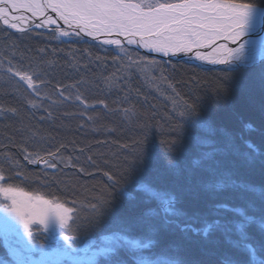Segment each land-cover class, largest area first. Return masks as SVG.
I'll return each mask as SVG.
<instances>
[{
	"label": "trees",
	"instance_id": "1",
	"mask_svg": "<svg viewBox=\"0 0 264 264\" xmlns=\"http://www.w3.org/2000/svg\"><path fill=\"white\" fill-rule=\"evenodd\" d=\"M247 1L260 3V0ZM50 37L52 38L53 34H50ZM38 39H24L22 44L16 37L5 38L1 34L0 54L5 57L13 53L14 56L8 58L9 63L16 62L17 66L22 67L26 64L25 61L21 62L26 48L28 50L25 54L38 55V52L47 51L50 47L51 44L41 46ZM76 41L75 53L70 51V48L67 53L74 55L72 59L77 67H70L66 62L60 61L58 69L62 74L53 72L50 77L60 81L59 79L70 76L73 70V73H86V81L89 84L95 82L97 88L92 87L94 92L88 91L86 96L81 98L88 102L109 101L112 105L107 104V115L101 111L88 112L84 116L66 111L50 115L42 106H26L23 101L27 94L23 93L22 89L17 88L16 92L21 91L24 96L17 95V100L12 98L15 95L0 81V109L2 105H6V113H0V161H3L4 156L7 157L5 165L11 168L0 165V169L11 177L9 182L31 193L48 198L54 196L53 198L62 203L88 207L86 214L79 213L80 218L76 221L79 223L90 215L93 197L105 187L104 173H120L124 168L126 155L117 150V143H120L122 148L130 146L139 139L138 131L144 124H157L162 129L175 127L177 123L174 120L178 115L168 114L170 105L166 102L171 101L183 109L185 102L190 101L193 108L191 115L185 116L184 123H178L179 128L173 131V134L167 137L154 132L148 134L140 158L130 162L119 186L110 190L108 202L91 221V227L94 229L81 230L76 234L86 237L116 231L129 232L130 235H152L155 241L149 247L151 252L159 250L155 248L162 246V252L170 255L166 257L167 260L173 257L175 261L182 257V264H222V261H227L228 264H248L249 257L245 251L247 243L254 247V254L264 260V229H257L254 224L256 222L249 225L246 223L243 228L242 225L237 226L236 224H240L239 220L229 211L241 207L244 202L253 204V209L259 207L262 212L264 210V201L254 204L249 200L256 196L251 189L256 185L264 186V153L261 151L254 157L248 153L249 150L240 152L238 149L244 148L245 142L252 141L264 151V60L231 69L203 68L187 62L171 63L167 66L166 61L155 60L156 65L163 69V76L178 89V92L170 91L167 94L163 91L162 96H156L157 94L136 76L128 83V80L119 81L127 84L118 87L115 83L118 71L114 66V58L109 60L106 56L108 53L116 57L114 52L93 42L78 39ZM48 58L47 54L46 60H49ZM157 66L155 68L158 71ZM47 82L48 80L45 83ZM130 85H134V88L129 87ZM66 88L75 95H72L74 99L70 100L76 106L75 97L79 94ZM55 89L56 87L51 88L52 91ZM170 93L172 94L169 95ZM147 97L150 99H146ZM140 98L147 102L153 99L154 103L145 106ZM114 101L119 103H113ZM156 106L158 112H155ZM84 117H88L89 121H85ZM122 118L124 119L121 120ZM74 119L83 121V124L76 123ZM170 120L172 125L169 124ZM195 128L216 131L222 136L219 137L221 144L211 142L205 152L197 149L188 139L191 137L189 133ZM225 129L230 132H225ZM166 138L172 141L170 146L163 143ZM34 143L53 146L58 153L63 151V161L91 174L88 176L86 173L83 176L74 171L67 172L70 175L65 179L63 176L61 179L54 178L50 171L40 174L38 168L16 158L19 153L29 151ZM110 145L112 147H109ZM193 148L207 155L205 163L197 162L193 165L189 159V156L195 153ZM19 149L22 152H17ZM237 150L240 156L242 155L241 158L237 157ZM169 164L183 174V177L178 178L180 183L172 179L173 172L167 168ZM210 168H216L215 176L226 188L216 191L217 188L208 187L205 181L208 180L207 175L203 173L209 172ZM148 169L154 171L148 172ZM141 176L144 182L138 184V178ZM149 180L154 181L159 190H167V185L179 184L180 189L176 194L172 193L176 195L178 205L173 204L172 209L164 212L155 200L149 198L145 189H139L141 185L146 187ZM184 195H187V200L183 198ZM185 203L206 208L201 210L202 212L199 211L196 215L198 218L192 217L185 211L188 207ZM221 205L223 207H220ZM179 208H184L182 210L185 212L177 211ZM185 218L190 219L187 222L190 227L198 229L196 232L195 228H182L183 223L180 226L175 223L186 221ZM261 218H264V215ZM205 227L208 228L207 233L204 231L207 229H204ZM223 233L234 238L235 246L227 245L228 243L223 245L220 235ZM171 244L175 245L170 247L172 250L166 248ZM166 249L171 252H166Z\"/></svg>",
	"mask_w": 264,
	"mask_h": 264
},
{
	"label": "bare ground",
	"instance_id": "2",
	"mask_svg": "<svg viewBox=\"0 0 264 264\" xmlns=\"http://www.w3.org/2000/svg\"><path fill=\"white\" fill-rule=\"evenodd\" d=\"M175 1H176V3L182 2V0H175ZM52 2H58V0H36L35 4L33 5V9H31V10L22 8V9L17 10V11H12L9 8L8 12L6 13L7 19L11 23L16 24V28L7 27V24L4 23V20H3V22L0 21V35L2 34V36H4L5 38L16 37L19 40V43H22V44L24 43L23 42L24 39H30V38L31 39L32 38L38 39L39 38L38 40L41 41V43H40L41 46L48 45V44L52 45V43H53V46L49 45L50 47L48 49H46L47 51H45L43 49L44 51L38 52V55L28 54V53L25 54L28 50V48H26L25 53L23 55L24 58L21 60V62L25 61L26 64H24L22 67L17 66L16 62L11 64L16 69L29 70L30 74H35L34 75V84H36L40 88V91L38 93L33 94V91L31 89L26 88L27 86L23 87V90H25V92L27 93L23 102L25 103L26 106H30V107L42 106L44 108V110H46V112H48L50 115L59 114L58 111L59 112L60 111L75 112L81 116H84L88 112L101 111L102 114L107 115V109H108L107 104L109 103L110 105H112V103L109 101L88 102V100H86L84 102L86 105H88L87 108H85L84 104H81L80 101H77V100H76L77 101L76 106H75V103H71L70 99H74V98H72V95L73 96H75V95L73 94V92L68 91L66 87L72 89L73 91H77V93L81 97L86 96L88 91H90V93L91 92L93 93L94 91H93L92 87L97 88V85H95V82H91L89 84L86 81V76H85L86 73H83V74L82 73H73V71H74L73 70L70 73V76L59 79L60 81L53 80L50 77L53 74V72H60L61 73V70L58 69V67H59L58 63L60 61L66 62V64H68L70 67H77L76 62L73 61V59H72L74 55L72 53L70 55V52L67 53V50L69 48H70V51H72L73 53H75V51L77 50L76 49L77 44L75 43V42H77L76 39L83 40L86 42H93L96 44V42L94 40L92 41V39L90 37L84 36L81 32H80L79 36H75V35H73L71 37L61 36L59 33L62 31L79 32V28L74 29L75 27L73 25L65 24L64 20L61 19V17L58 15V13L56 11H54L53 8L51 7ZM236 2H238V3H250V4L256 3L258 5L260 4L258 2L247 1V0H236ZM171 3H174V2H171ZM261 8L263 9L264 7H261ZM50 13L53 15L52 17L51 16L45 17L46 15H48ZM36 14H37V16L41 15L42 16L41 18L44 17L45 19L41 22L36 21V16H35ZM14 16L15 17H23V19L13 20L12 17H14ZM50 20L55 21V24L53 25V23L49 22ZM37 24L40 25V29H37V27H36ZM50 25H53V26H50ZM185 26H187V25H184V26L180 25V26H176L175 28L183 29ZM42 29L46 30V31L39 32V30H42ZM5 34H8V35H5ZM50 34H53L52 38L50 37ZM148 36L149 35H145V42L150 41V39H151V41H154L153 38H150V37L147 38ZM158 39L163 40L164 36H160V37H158ZM191 39H192V36H189L184 41H186V43H188L189 40H191ZM218 39L220 41H222V44L226 47H222L221 49H218L216 44H212V43L203 45L201 50L198 51V53H200V61H208V62H211L213 65H218V66H213L214 69H216V68H226V69L238 68L239 66H242V65H237L240 63L239 62L240 60L234 61L230 65L229 64L215 63V61L224 59L225 56L228 55L227 49L238 48L241 43L245 44V48L243 51H248L250 49H258L260 47H264V18H261L260 27L258 29L250 32L246 36L241 37L240 40H238L236 43H232L231 41H226L225 39L222 38V36H219ZM9 41H11V40L9 39ZM136 41H137V43L132 44L131 46L129 44H127V46L124 44H120L119 46L110 45L106 48L102 44H100V43L98 44L103 49L112 50V52H114V55L116 56V57H114L113 55L110 56V54L106 53V56L108 57L109 60L114 58V60H113L115 63L114 66H116L117 71H118V73H117L118 79L115 80V83L118 85V87H122V84H125V83H120L121 81L124 82V80H128L127 83L131 82L135 76L138 77L139 80H141L143 82V84L145 85V81H143V80L145 78L150 77L151 80L154 81L157 85L154 87L152 86L154 93L157 94L156 96H158V95L162 96L163 91H166L167 94L170 91H173V92L177 91L178 92L177 86L176 85L174 86L173 84H171L169 79H167V77L163 76L164 75L163 69L158 67L156 65V63H154V62H155V60L156 61L157 60H163V61H166V64L168 66L171 63H177V62H181V61H175V60H172L171 58H170L171 60L166 59V56L162 52L151 51V52H154L155 55L151 54L150 50L148 52H146V48H145V50H143L140 46V44H141L140 38ZM11 43H13V42H11ZM168 43H174V41L169 40ZM123 45L126 46L127 48H124ZM174 45H175V43H174ZM174 47H176V45ZM98 49L99 48H97V50ZM121 49H123V51H121ZM3 53H4V50H3ZM66 53L69 54L70 56L67 55ZM47 54H48L49 60H46ZM139 55H140V58H139ZM241 55L242 54H240V56ZM11 56L13 57L14 54L10 53V54H8V56H5V57L2 56V53L0 54V75L3 77H6L9 74L10 82H8V85L22 89V87L19 86L20 80H19L18 76H13L11 74V72L3 69V67H5V65L9 63L10 60H8V58L9 57L11 58ZM180 56H182V55H178L177 57H180ZM193 61L195 62V60H193ZM156 66H157V69H159L158 71L160 73L156 70V68H155ZM159 74H161V75H159ZM89 76H95V74H89ZM47 80H48V82L46 84L45 82ZM65 82H68L69 84H66ZM48 85H52V87H50ZM152 85H153V83H152ZM54 87H56V89H55V91H52L51 88H54ZM100 88L103 89L102 87H100ZM69 92L71 94H69ZM107 94H109V93H107ZM171 94L172 93H170L169 95H171ZM64 96H68L69 99L65 100ZM149 97H147L146 99H150ZM12 98H14L15 100L18 99L17 96H12ZM20 99H22V98H20ZM151 100L152 101L147 102L146 100H141V98H140V101L145 106L149 105V103H154L153 102L154 100L153 99H151ZM115 102H117V101H114L113 103H115ZM118 103L119 102H117V104ZM166 103H168L170 105L169 110H168L169 115H174V114L179 115V112L182 110V107L174 105L173 102H171V101L166 102ZM71 104H73L75 107L71 106ZM33 105H35V106H33ZM155 108L157 110L155 112H158L159 111L157 109L158 107L156 106ZM0 113H2V114L6 113V105L5 104L2 105V108L0 109ZM122 117H125V115H122ZM91 118H92V116L90 117V119ZM184 118H186V117L184 116L183 118H181L178 121V123H184V121H185ZM123 119L124 118H122L121 120H123ZM74 120L76 123L80 122V124H83V121H79L78 119H74ZM84 120L88 122L89 118L84 117ZM119 122L121 123V121H119ZM119 122L117 121V123H119ZM174 122L177 123V118H176V120H174ZM169 124L170 125L173 124L172 120H170ZM112 129H113V127H112ZM168 129H169V126L166 127L164 130L167 131ZM211 131L209 132L208 128L192 129L191 133H189L191 135V137L188 138L189 141L191 142L190 144L193 146L196 145L197 149H201L204 152H205V149L209 147L208 144L205 143L206 140L207 141L209 140L210 142H212V144H213V142H216L220 145L221 143H220L219 137L221 135L216 133V131H213V130H211ZM225 132H230V131L225 129ZM171 134H173V133L171 132L170 135ZM128 139L131 140V138H128ZM192 142H193V144H192ZM117 145H118L117 150L122 155L125 156L127 148H125V147L122 148V145H120V143H117ZM109 147H112V146L110 145ZM221 147H222V145H221ZM20 149H22V148H20ZM20 149L17 152H22V151H20ZM238 149L240 150V152L242 150L244 152H246V150H249L248 153L254 157L257 156L258 153H260L261 151L264 153L262 148H260L257 143H254L252 141L245 142L244 148L239 147ZM15 150H17V149H15ZM28 150L29 151H25V153H19L18 157H16V158L22 159V162L29 164L30 158L35 157V159H38L40 161V164H42L46 168L45 173L50 171L51 176H53L54 178H60L61 179V177L63 176V178L65 179L67 176L70 175V173H67V172L73 173V171H74V173L79 174V175L81 174L83 176H85L86 173L88 176H89V174H91L89 171H85L83 169H81V170L77 169V167L74 166L72 163H68L66 161H63L62 158L65 155L64 152L61 151L60 153H58L53 146H49V145L44 146V145H41L39 143H34L33 147L28 149ZM239 150L236 151L237 154H239L238 153ZM241 156H240V154L237 155L238 158H241ZM2 159H3V161L2 162L0 161V165H4L5 168L11 169L10 166L5 165V160H8L7 157L4 156ZM189 159H190V161L192 160L193 165L197 162L205 163L207 160V155H205L203 152L195 151V153H193L189 156ZM247 162H249V161L247 160ZM30 164H34V163H30ZM35 164L39 165V162L35 163ZM50 164H54L55 167L54 168L50 167L49 166ZM167 168L171 172H173L172 179L176 180L178 183H180L179 182L180 180L178 178L183 177V174L181 172H179V170L177 168H175L173 165L169 164V166L167 165ZM147 171L153 172L154 170L150 171V169H148ZM201 171H203L202 168H201ZM0 172H2L1 169H0ZM83 173H85V174H83ZM203 174L207 175L208 180H205V181H207L208 185L209 184L216 185V184H219L220 182H222L220 179H217V177L215 175L211 174L210 172H206ZM224 176H226V175H224ZM141 181L144 182L143 176H141V178H138V184H139V182L141 183ZM148 182L150 184H152L151 186L153 189L156 190V192H159L163 196V199H165L166 201L169 200V202H171L172 204L178 205L179 202L176 199V195H174L172 193L175 192V194H176V191L178 189H180L179 184L175 183V185H167L165 188L167 190H159L157 188V186L154 185V181L149 180ZM225 184H227V182ZM141 186L143 187V185H141ZM223 187H225V186H223ZM223 187L217 188L216 191L221 190ZM140 188L141 187H139V189ZM213 188H216V187H213ZM251 190L254 191L255 195L260 194L259 196H261V195L264 196V194H262L264 192V186L256 185L254 187V189H251ZM24 191L29 192L28 190H24ZM29 193H31V192H29ZM147 193H148V191H147ZM187 193H189V192H187ZM148 196H149V193H148ZM53 197L54 196H52V199H55ZM183 198L185 200L188 199L187 195H184ZM179 199L181 200V197H179ZM56 200H58V199L56 198ZM185 204H187V203H185ZM74 205H75V207H72V209L74 208V210H73L74 214L79 215V213H83V215H84L88 211V207H86V206L83 207V205H81V204H74ZM187 205H188V207L186 208L185 211L187 212V214H190L192 217L193 216L197 217L196 215H198L199 211L206 208L204 206L199 207V205H197V207H196V204H190V203ZM159 207H160V205H159ZM252 207H253V204H250V203L245 204V202L241 204V207H238L239 208L238 211L244 212V215L246 217L245 221L253 220V215H252V212H253L252 209L253 208ZM182 209H184V208H182ZM182 209L179 208V209H177V211L180 210L182 212H185ZM165 211H168V210H164V212ZM254 212L256 214H258L259 208L255 209ZM260 212H262V211L260 210ZM154 216L157 217L156 214H154ZM240 217H242V215H240ZM254 220L257 221V216L254 217ZM175 223H177V225H179V226L182 224V223L177 222V221H175ZM247 223L249 224L250 222H247ZM254 224H256L257 229H259V228L264 229L263 223H257L256 222ZM236 225H238V224H236ZM243 227L244 226H242V228ZM71 233H73V232H71ZM109 234L115 235L116 231L114 233L109 232V233L105 234V236H108ZM132 234L130 235L129 232H122V235L135 237L136 240H140V239L146 240L145 237H147V239L149 241L148 245H151L155 241L154 236H152V235L151 236H145V235H138V234H134V233H132ZM76 235L80 236L79 234H76ZM212 235H215V234H212ZM220 235L223 238V245L228 243L227 245L231 244L232 247L235 246L233 237L226 236L225 233L220 234ZM243 239L244 238H242V240ZM174 246H175L174 244L173 245L171 244V246H166V248H170V247H174ZM160 247H162V246H159V248L156 247L155 249H159V252L163 253L162 248H160ZM249 247L252 248L249 243L245 244V248H249ZM177 248H179V247H177ZM179 249H181V248H179ZM179 249H176V251H179ZM171 250L166 249V252H171ZM141 253L142 254L145 253V250H142ZM158 259L160 261L159 263H161V264L162 263L163 264L168 263V262H166L168 260L166 259L165 256H159ZM0 261H2V260H0ZM170 261H173V257L170 259ZM175 261L178 262V264H182L183 259L181 257ZM0 264H3V263L0 262ZM231 264H234V263H231ZM263 264H264V262H263Z\"/></svg>",
	"mask_w": 264,
	"mask_h": 264
},
{
	"label": "snow or ice",
	"instance_id": "3",
	"mask_svg": "<svg viewBox=\"0 0 264 264\" xmlns=\"http://www.w3.org/2000/svg\"><path fill=\"white\" fill-rule=\"evenodd\" d=\"M36 0H0V18L4 19V23L11 28H16V24H10L6 13L9 8L12 11L20 9H33ZM51 7L58 13L65 24H71L75 28H79V32L62 31L59 34L65 37L73 35L79 36L80 32L85 35L95 38L97 35L110 36L115 33L118 36L135 37L139 36L141 47L148 48L150 51L162 52L165 56L170 50L182 51L180 47H173L168 43L171 37L167 36L168 31H180L187 29H179L174 26L187 25L191 27H211L212 31L217 36H222L226 41L236 43L241 37L248 35L250 32L260 27V18H264V12L259 13L261 7H264V0H260V4L256 3H238L236 0H182L180 3H157L153 4L151 0H58L52 2ZM13 20L23 19V17H12ZM55 23V21H49ZM40 27L39 24L36 25ZM145 35L149 36H164L163 40H154L145 42ZM99 43L103 45L121 44L119 39H103ZM129 45L137 43L135 39H127ZM222 47H226L222 45ZM245 44L241 43L238 48L227 49L228 55L224 59L217 60L215 63L231 64L234 61L241 59L240 54L243 52ZM123 51V49H121ZM13 76L19 75V79L27 84V87L33 91V94L38 93L40 88L34 84V75L28 72L14 71L11 67L7 69ZM64 99H69L64 96ZM76 100L84 104L85 108L88 105L80 95H76ZM35 106V105H33ZM192 102L186 101L183 109L177 117V125L165 131L157 125L144 124L138 131L139 139L134 141L130 146H126V160L124 168L120 173L106 171L105 187L97 192L91 202L92 212L90 215L79 223L76 222L69 214L73 212L71 207L66 208L63 213L59 211L43 210L39 213H30L25 209L34 207L32 201L35 199L42 204H48L46 200H42L39 196L25 192L18 185L10 183L11 177L4 172H0V196L4 197L5 201L11 203H3L0 205V211L9 213L11 219H4L5 246L8 247L7 237L10 234L16 235L19 240L20 233L16 231L15 225H20L24 235L27 237V244L24 251L31 253L36 249L41 251V259H45L47 254L44 252L45 245L38 243L39 237L34 231L33 226L42 225L44 231L47 232L50 226H58L60 231L64 233L62 239L66 248L72 249L74 242L77 240V235H69V232L78 233L85 229H94L91 227V221L99 214L100 210L106 205L110 197V190L118 187L123 174L126 172L131 161L139 159L142 154L145 138L150 132L159 133L162 137H167L171 132L179 128L178 121L186 115L192 113ZM163 143L170 146L172 141L164 139ZM211 155V154H208ZM30 163H38V159H30ZM50 167H55L50 164ZM209 172L213 175L216 173V168H210ZM225 186L224 183L216 185L209 184L208 187L220 188ZM25 198V208L18 207L17 197ZM60 205H56L58 209ZM220 207H223L222 205ZM71 221V223H70ZM112 242L117 246L115 237L111 238ZM23 243V241H20ZM114 249H101L99 253L94 255L106 254ZM248 254V264H254L253 248H246ZM9 254L16 264H29L31 256H22L15 249H9ZM123 264V259L119 261ZM222 264H228L227 261H222Z\"/></svg>",
	"mask_w": 264,
	"mask_h": 264
},
{
	"label": "rangeland",
	"instance_id": "4",
	"mask_svg": "<svg viewBox=\"0 0 264 264\" xmlns=\"http://www.w3.org/2000/svg\"><path fill=\"white\" fill-rule=\"evenodd\" d=\"M175 0H151L153 4L157 3H167V2H173ZM46 30H39V32H44ZM19 36V35H18ZM93 41V40H92ZM99 44V43H98ZM105 48L108 46L103 45ZM124 48H127L126 46L123 45ZM125 51V50H124ZM241 59L240 63L237 65H242V66H248L252 64L259 63L260 61L264 60V47H260L258 49H250L248 51H243L241 53ZM140 58V55H139ZM181 62H187L191 63L203 68H214L213 66H218V65H213L211 62H197L193 63L190 60H184ZM149 63V62H148ZM155 63V62H154ZM150 64V63H149ZM11 64L8 63L3 67L4 70H7ZM12 69L14 71H22V72H28L29 70H22V69H16L11 65ZM3 71V70H2ZM30 74V73H29ZM19 78V75H17ZM115 77V76H114ZM20 80V79H19ZM0 81L4 82V85L10 90L15 96L19 95L24 96L25 90H23V87H26L27 84L24 83L23 81H19V86L22 87V92H16V89L18 87H12L8 85V82H10V77L9 74L6 77H3L0 75ZM143 81H145V85L149 86L152 89V86H157L154 81L151 80L150 77L145 78ZM1 82V83H3ZM153 83V85H152ZM130 85L129 87H131ZM134 86V85H133ZM132 86V88H134ZM139 87L138 85H136ZM28 88V87H26ZM20 89V88H19ZM153 90V89H152ZM15 91V92H14ZM131 92V91H130ZM26 93V92H25ZM27 94V93H26ZM133 94V93H132ZM135 95V94H134ZM18 97V96H17ZM78 101V100H77ZM208 145L211 144V142L206 140ZM196 147V145H195ZM194 149V148H193ZM195 152V149H194ZM30 159H35V157L30 158ZM48 163V162H47ZM30 164V163H29ZM30 166H33L35 168H38L40 170V174L43 172L45 173L46 168L40 164H30ZM152 185V184H151ZM150 184H148L146 187H141V189H145L146 192L148 191L149 193V198H152L155 200L158 205H160V208L163 210H170L173 208V204L169 202V200L163 199V196L159 193L156 192L155 189L152 188ZM151 187V188H150ZM159 187V186H158ZM159 191V190H158ZM34 194V193H32ZM264 194V192L262 193ZM35 196H39L42 200H46L49 203L48 204H42L37 202L35 199H33L32 203L34 207L31 209H25L29 211L30 213H39L45 209L50 210V211H59L61 213L64 212L66 208L69 207H75V205H69L66 203H62L56 199L48 198L41 196L40 194H34ZM168 199V198H167ZM18 200V207L21 209L25 208V198L22 196L17 197ZM251 203L258 204L260 201H264V196L261 197L259 195L252 196L251 199H249ZM3 203H11L10 201H5L3 196H0V205ZM56 205H60V207L57 209ZM259 207H256L258 209ZM74 210V208H73ZM239 208L235 207L234 210H229L231 214L239 220V223L237 226H243L247 222L253 223L254 217L257 216V223H263L264 224V218H261V216L264 215V210L263 212L260 213L261 208H259V213L256 214L254 212L255 209H253L252 215H253V220L250 221H245L246 217L244 215L243 211H238ZM74 220L78 221V215L74 214V212L69 214ZM179 215V214H178ZM238 215V216H237ZM242 215V217H240ZM11 219V215L9 213H5L3 211H0V262L3 264H16L15 261L12 260V257L9 254V249H15L17 252H19L22 256H31V261L29 264H119V261L123 259V264H161L159 263V256H165L168 257L170 256L168 253L165 254V252L160 253L159 250H154L150 251L149 247L151 245H148L149 241L146 238V240H136L135 237H130V236H125L122 235V232H116L115 235L109 234L108 236L104 235H94L93 236H77V240L74 242L73 248L68 249L66 248L64 241L62 239V236L64 233H62L59 229L58 226H50L49 230L47 232L44 231V228L42 225H34V231L39 237L38 243L44 244L45 249L44 252L47 254V257L45 259H41V251L39 249H36L35 251H32L30 254L24 251V248L27 244V237L23 233V229L20 225H15L16 231L20 233L19 240L14 234H10L7 239H8V247L5 246V233H4V225L3 221L4 219ZM186 221H182L183 223L181 226L182 228H188V229H193L194 228L187 223L190 219L185 218ZM71 222V221H70ZM249 225V224H248ZM209 226V225H206ZM205 227L204 229H206ZM198 229L195 228V232ZM208 231V228L206 230ZM115 232V231H114ZM113 232V233H114ZM69 235L76 234L75 232L67 233ZM151 234V233H149ZM115 237L117 246L112 242L111 238ZM144 238V237H143ZM20 241H23V243H20ZM250 248V247H249ZM101 249H114V251H109L106 254H99V255H94V253H99ZM142 250H145V253H141ZM254 264H263L264 260L261 259L259 255L254 254ZM167 264H176L174 261H168ZM163 264V263H162Z\"/></svg>",
	"mask_w": 264,
	"mask_h": 264
},
{
	"label": "water",
	"instance_id": "5",
	"mask_svg": "<svg viewBox=\"0 0 264 264\" xmlns=\"http://www.w3.org/2000/svg\"><path fill=\"white\" fill-rule=\"evenodd\" d=\"M260 12H264V8L263 9L262 8L259 9V11H258V18H260L259 17V13ZM37 14L35 15L36 16V21L41 22V21H43L45 19L44 17L41 18L42 17L41 15H38L37 16ZM48 16H51L52 17L53 15L50 13V14L46 15L45 17H48ZM3 20H4L3 18H0V21L1 22H3ZM260 20H261V18H260ZM9 23L12 24L10 21H9ZM54 24L55 23H53V25ZM53 25H50V26H53ZM177 26H180V25H177ZM7 27H9L8 24H7ZM174 27H176V26H174ZM37 29H40V27L37 28ZM74 29H76V28H74ZM183 29H187V31H184V30L171 31L170 30V31H168L166 33L167 36L171 37L170 40L174 41L176 47H180V48L183 49L182 51H179V52L170 50L168 52V55L166 56V59H170L171 58L172 60H175V61L190 60L193 63H197V62H207V61H200V53H198V51L201 50V48H202L203 45L212 43V44H216V46H217L218 49H221L222 48V45L223 44H222V41H220L218 39L219 36L215 35L214 32L212 31L211 27H209L207 25L204 26V27H191V28H189L188 26H185ZM81 33L84 36H88V35H85L83 32H81ZM189 36H192V39L189 40L188 43H186V41H184V40L186 38H188ZM88 37H90L96 43H99V41L100 40H103V39H119L121 41V44H124L126 46L128 44L127 43V39H135V40H138L140 38L139 36L127 37L126 38L124 36H118L115 33H113L110 36L97 35L95 38H93L92 36H88ZM149 37L150 38H153L154 40H157L158 39V37H156V36H148L147 38H149ZM159 40H162V39H159ZM150 41H151V39H150ZM174 43H169V44L174 47L175 46ZM105 46H110V45H105ZM141 48L143 50H145L144 47H141ZM148 51H149V49L146 48V52H148ZM151 54L155 55L154 52H151ZM178 55H182V56L177 57ZM193 60H195V62Z\"/></svg>",
	"mask_w": 264,
	"mask_h": 264
}]
</instances>
